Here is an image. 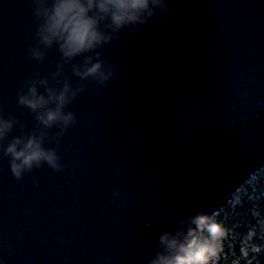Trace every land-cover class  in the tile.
<instances>
[{
	"label": "water",
	"instance_id": "water-1",
	"mask_svg": "<svg viewBox=\"0 0 264 264\" xmlns=\"http://www.w3.org/2000/svg\"><path fill=\"white\" fill-rule=\"evenodd\" d=\"M168 3L167 20L105 46L119 72L107 87L65 65L86 91L67 108L79 124L45 145L63 171L45 164L17 180L0 151V264H148L151 242L220 208L264 164V0ZM29 5L0 0V114L25 132L37 121L17 93L37 72L55 86L60 61L55 48L28 59ZM21 134L14 126L3 147Z\"/></svg>",
	"mask_w": 264,
	"mask_h": 264
},
{
	"label": "clouds",
	"instance_id": "clouds-1",
	"mask_svg": "<svg viewBox=\"0 0 264 264\" xmlns=\"http://www.w3.org/2000/svg\"><path fill=\"white\" fill-rule=\"evenodd\" d=\"M29 6L37 23V44L30 46L28 59L43 63L47 50L55 48L60 61L51 73L55 86L48 75L37 72L25 79L17 93L18 105L30 110L37 121L33 131L25 132L27 125L11 114L7 118L0 114V151L11 158L10 169L17 180L45 164L55 172L63 171L57 148L45 145L59 147L68 130L79 124L76 113L67 108L86 91L83 84L74 86L64 75L65 65L71 64V74L80 81L91 79L107 87L119 72L103 56L105 46L118 40L124 30L135 32L170 15L168 0H30ZM78 57L81 61L73 63ZM14 126H19L22 134L5 148L2 142ZM53 128L59 129L54 135L49 131ZM253 214L261 217L259 211ZM176 223L174 231L163 232L158 241L148 245L150 253L156 249L148 264H216L227 229L215 215L201 211ZM258 223L264 228V217ZM151 226V221L145 222V227Z\"/></svg>",
	"mask_w": 264,
	"mask_h": 264
},
{
	"label": "trees",
	"instance_id": "trees-1",
	"mask_svg": "<svg viewBox=\"0 0 264 264\" xmlns=\"http://www.w3.org/2000/svg\"><path fill=\"white\" fill-rule=\"evenodd\" d=\"M254 211L264 217V164L209 214L227 229L216 264H264V228Z\"/></svg>",
	"mask_w": 264,
	"mask_h": 264
}]
</instances>
